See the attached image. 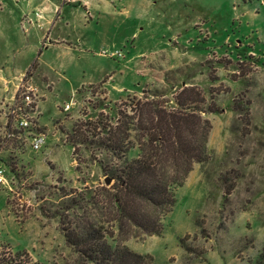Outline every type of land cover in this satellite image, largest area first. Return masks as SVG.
<instances>
[{
	"label": "rangeland",
	"instance_id": "1",
	"mask_svg": "<svg viewBox=\"0 0 264 264\" xmlns=\"http://www.w3.org/2000/svg\"><path fill=\"white\" fill-rule=\"evenodd\" d=\"M0 77L8 96L16 83L37 89L47 134L38 151L26 131L4 140L0 87V264L22 253L92 264L66 244L62 222L93 211L104 154L95 144L74 154L66 133L99 127L100 114L111 123L144 90L172 100L183 87L211 123L208 158L176 190L162 236L125 244L153 264H264V0H0Z\"/></svg>",
	"mask_w": 264,
	"mask_h": 264
},
{
	"label": "trees",
	"instance_id": "2",
	"mask_svg": "<svg viewBox=\"0 0 264 264\" xmlns=\"http://www.w3.org/2000/svg\"><path fill=\"white\" fill-rule=\"evenodd\" d=\"M192 93L194 89L183 87L169 100L144 90L140 98L119 106L111 123L100 114L99 127L77 123L66 133L74 154L78 145L95 144L101 150L100 169L112 180L88 202L94 213L86 205L81 213H72L67 225L61 221L66 244L92 264L154 263L152 255L136 253L125 242L162 236L176 190L194 164L208 158L211 123ZM133 150L136 155L129 156ZM26 256L22 253L9 264H36Z\"/></svg>",
	"mask_w": 264,
	"mask_h": 264
},
{
	"label": "built area",
	"instance_id": "3",
	"mask_svg": "<svg viewBox=\"0 0 264 264\" xmlns=\"http://www.w3.org/2000/svg\"><path fill=\"white\" fill-rule=\"evenodd\" d=\"M40 16V14H37ZM101 55L120 56L119 53H109L106 49ZM37 89L34 87H23L20 84L11 103L6 105L3 139L9 141L22 130L30 134L29 142L33 151L40 150L47 142V134L38 131L39 105ZM74 107V103H68L64 110L68 111ZM19 134V133H18ZM20 135V134H19ZM4 170L0 168V183L4 182Z\"/></svg>",
	"mask_w": 264,
	"mask_h": 264
},
{
	"label": "crops",
	"instance_id": "4",
	"mask_svg": "<svg viewBox=\"0 0 264 264\" xmlns=\"http://www.w3.org/2000/svg\"><path fill=\"white\" fill-rule=\"evenodd\" d=\"M52 6H53V3H47L45 6H43L44 7V9L45 10H47V11H51L53 8H52ZM59 6H57V5H55V9H57ZM61 9V8H60ZM44 10H42V9H37V11L34 13V16L36 15V18H38L39 20L42 18V12H43ZM37 14H40V16H38ZM63 38H57V40H55V41H53V42H51V46H58V47H60V45H62L63 44ZM21 75H22V73H21ZM0 79L3 81L2 83H4V84H0V87L2 88V90L5 92V94H6V97H5V99L6 100H8L7 101V103H6V105L8 104V103H11L12 102V100H13V98H14V96H15V94H16V92H17V90H18V87H19V85L21 84V83H16L14 86H15V88H14V90H13V92H12V94L10 95V96H8L9 95V93H10V88H9V83H11V80L10 79H8L7 81H9L8 83H6V80H4V79H2V77H0ZM0 80V81H1ZM13 82V81H12ZM14 83V82H13Z\"/></svg>",
	"mask_w": 264,
	"mask_h": 264
},
{
	"label": "water",
	"instance_id": "5",
	"mask_svg": "<svg viewBox=\"0 0 264 264\" xmlns=\"http://www.w3.org/2000/svg\"><path fill=\"white\" fill-rule=\"evenodd\" d=\"M112 182V180L108 177L105 178V184L106 185H110V183Z\"/></svg>",
	"mask_w": 264,
	"mask_h": 264
}]
</instances>
